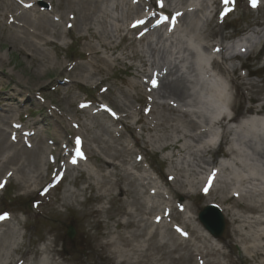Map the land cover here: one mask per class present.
Segmentation results:
<instances>
[{
  "label": "rangeland",
  "instance_id": "obj_1",
  "mask_svg": "<svg viewBox=\"0 0 264 264\" xmlns=\"http://www.w3.org/2000/svg\"><path fill=\"white\" fill-rule=\"evenodd\" d=\"M131 1L137 4V0ZM156 1L170 14V17L164 22L166 25L157 33L142 40L136 33L127 32L126 28L132 22L143 21L149 13L153 12V8L149 4L150 0H142L149 6L139 5L135 12H132L134 8H129L128 0H109L106 5L105 23L102 27L100 25L95 27L97 30H104L103 39L116 48L114 51L99 48L100 56L107 59V66H103L100 73L92 76H85V74L83 77L75 79H68L65 74L52 70L51 66L56 60L65 62L70 60L74 63L88 65L86 60L89 57L86 58L85 55L88 48L87 42L89 41L92 46L98 45L96 38H89L85 29L73 28L67 34L66 27L63 25L59 27L61 33L58 36L47 34L38 40L34 36H25L21 31L26 27L22 25V21L14 18L9 23L0 21V116H8L6 117L8 121H0V131L10 135L8 140L10 143H13L12 140L21 138L14 141L17 142L15 147L22 144L30 146L27 140L28 134H26L30 129H24L22 126L24 122L31 124L37 120V125H32L34 130L30 131H43L50 138L56 136L58 140L54 144L70 142V147L64 148L62 151L68 163L76 157L73 155L72 147L76 148L73 139L75 135L92 136L95 132L94 128L85 129L83 123L92 127L89 113L95 109L94 102L97 101L104 107V109H98V115L109 125V130L102 132L101 137L113 145L110 154L121 148H130L133 153L124 167L132 171L134 176H138L139 179L142 175L148 174L151 177L148 186L153 192L166 191L162 175H167L170 178L168 172L173 164L177 168L183 169L181 178L185 182L190 179L196 181L199 178L205 180L207 177L205 185L203 182L198 183L200 190L198 192L189 188L188 185H184L186 190L188 188L190 190L188 196L175 197L174 202H180L182 205L184 220L187 221L189 218L188 222L191 226L208 237L197 214L204 205L209 203L217 207L222 204L220 206L229 208L230 213L234 212L238 217L249 220L254 216L264 215V212L254 214L243 210L244 204L250 200L246 196H232V194L240 192L244 195L251 193L255 194L254 196L257 198H264V194L259 193L264 189L263 181L247 180L240 184L233 180L236 175L247 177L250 173L248 166L245 169L234 163V160L238 158L264 173V158L254 155L249 149L251 144L258 151L264 152V132L251 133L238 126L245 118L256 120L259 117H264V111L258 112L259 114L255 113L262 102L249 99L251 96L260 95L256 90L264 80V0H256L258 7L252 0H228L225 5L230 9V12L219 14H215L214 0ZM55 3L56 0H54ZM38 4L44 8L50 7L49 3L45 1H40ZM19 6L23 9L20 4ZM156 17L157 14L152 16L151 21H155ZM192 21L194 22L193 28L189 25ZM209 28L212 31L218 30L223 38L220 37V34L214 37L208 34ZM24 30L32 33L33 27H26ZM140 30L143 32L144 27ZM245 36H250V40L244 42L243 46L233 44L236 39ZM46 40L50 43H45ZM211 43H215L216 48L205 45ZM220 46L223 47L222 51L219 49ZM30 53L35 54L39 59L43 55L48 56L49 62L46 63L41 59L46 65H39L29 57ZM200 54L207 55L209 59L216 58L221 61L220 64L225 72H219L218 69L211 68L209 65H199ZM221 55H224L226 59L222 61ZM139 56L146 60V72L138 76L139 70L144 68ZM115 57L119 59V62L114 60ZM169 70L171 71L168 73ZM232 70H235V73H232ZM163 76H168V80H172L176 76L185 77L189 88V97L186 101H174L155 93L154 86ZM231 78L240 82L242 96L235 93L234 85L232 86L230 82ZM223 79L226 82L229 80L230 86L227 92L231 96L230 104L224 109L217 106V101H209L212 89L219 87ZM100 80L102 81L100 82ZM135 83L137 87H132ZM250 84H254L256 87L250 88ZM120 88L127 93L125 97L121 96ZM10 94V98L15 99L6 103V97ZM112 94L124 102L130 112H132L129 109L130 106H141L142 108L152 107L157 113H163L162 105L166 104L175 108L178 115L181 112H187L192 119L203 126L206 122L205 118L210 119L212 123L207 126V129L211 138H215V135L222 131L215 125V120L221 115L232 117L233 121L228 124L231 133L224 132V137L222 139L219 137V143L218 141L208 142L211 145L207 153H203L207 140L196 141L184 138L182 142L186 145L185 149L175 153L174 160L171 161L167 158L170 151L158 148L159 143L156 141L153 143L151 139H153L152 135L154 138L162 137L165 132L174 138L178 133H175L172 127L165 132L141 130L142 124L134 123L139 116L132 113L127 122L133 126L134 136L138 140V144L134 146L129 132L123 125L111 122V118L119 114L109 103ZM138 95H143L147 100L145 102L137 100ZM25 98L28 99L25 100ZM73 98L77 100L73 101ZM8 100L10 99L8 98ZM58 108H63L66 112L71 123L69 126L63 124V120L57 117ZM150 117V115L146 118L143 117V124L148 123ZM245 125L250 127L249 124ZM18 127L22 129L17 130ZM179 127L183 130L181 126ZM65 134L68 135V138L64 137ZM118 134H121L119 141H113L115 140L113 137ZM238 134L244 135L245 145L238 141ZM217 139L218 137H216ZM85 140L93 152H100L98 147L100 145L96 140L87 138ZM24 146L23 148L26 147ZM230 146L237 148L241 155H229L228 148ZM89 152L88 150L87 155H90ZM202 154L212 160V163L206 165L209 169L208 173L196 164ZM9 155H12V151L10 148H6L0 158ZM18 155L20 160L25 157L20 151ZM48 155L49 148H46L41 155L40 172L41 175H44L43 178H46L47 172H51V169L50 172L46 171ZM114 161L118 162L117 159ZM133 161L139 162L140 170L134 168ZM223 161L228 165L226 168L220 166ZM13 162L8 164L10 176L4 174L0 177V217L15 215L13 219L9 220V228L0 226V264H8L12 259H19L24 252L26 256L21 264H52L45 253L35 254L37 249H42L48 243H53L56 249H54V258L58 261L62 260L59 255L63 258L59 264H118V261L123 259L120 257L115 260L108 259L106 254L109 251L103 249L104 247L100 243L115 237L117 219L121 221L127 219L125 215L118 214L120 203L116 200V196L118 195L125 202H129L128 208H135L137 205L131 202L132 197L119 194L115 188L111 189L112 199L109 197L95 198L99 191L94 188H86L87 181L83 179V176L86 177L88 172L92 174L91 180L95 184L103 181L97 168V159L84 158L82 164L76 165L78 169L74 168L70 173L67 172L63 180L57 181V177L50 179L48 189L52 192L40 196L33 192L37 188L34 184L30 185L31 193L23 189L22 183L25 182L21 175L14 170ZM210 170L214 171L212 176L208 175L211 173ZM108 171L109 177L106 180V185L115 180L112 174V171L115 170L109 168ZM193 171L198 173L192 174ZM130 178L133 179V177ZM216 178L219 179L217 182ZM223 181L230 183L227 191L223 193L226 196L230 195L228 203L218 200L215 203L207 202L211 197L209 191L224 187ZM136 183L135 185H137ZM137 188L140 191L144 190L141 186H137ZM69 191H72L74 195L69 194ZM221 194L222 192L219 191V195ZM147 196V193H143L142 200ZM153 199L160 203V206L163 204L162 199L157 196ZM35 201H40V204L35 205ZM37 210L40 212L36 213ZM210 212L214 215L215 211L210 210ZM221 215L224 219L222 235L219 238H214L215 240L208 239L210 240L209 244L222 252H231L236 261L240 260V264H257L251 255L244 251L245 244L237 240L226 245V240L230 241V237L227 235L230 222L223 212ZM170 223L179 225L173 219H170ZM70 225L74 229L72 237L67 235V228ZM163 231L164 227L158 239L168 241L169 233L163 234ZM106 232L111 233L109 238V234ZM183 233L187 232L183 230ZM180 252L182 250L171 255L176 257ZM220 259L224 261L221 257ZM167 264H184V261H167Z\"/></svg>",
  "mask_w": 264,
  "mask_h": 264
},
{
  "label": "bare ground",
  "instance_id": "obj_2",
  "mask_svg": "<svg viewBox=\"0 0 264 264\" xmlns=\"http://www.w3.org/2000/svg\"><path fill=\"white\" fill-rule=\"evenodd\" d=\"M40 1H45L49 3V8H44L39 6ZM109 0H56L54 4V0H0V21H7L9 23L10 20H19L22 21L24 26L33 27L32 33L29 31L21 30L25 36L30 35L36 37L38 40H41L44 35H54L58 36L61 31L59 27L65 26V32L68 34L73 28L85 29L88 32L89 38H96L98 46L90 45L89 41L87 42L88 48L85 52L86 58L89 57L86 61L88 65L74 63L73 61H61L56 60L55 63L51 66L52 70H56L60 74L63 73L67 76L68 79H75L80 76H92L96 73H100L102 71L103 66H107V59L102 58L100 56L99 48H104L109 51H114L116 46L110 45L103 39L102 35L105 34L104 30H97L95 27L103 26L106 19V5ZM138 1H140L138 3ZM254 5L258 7V3L256 0H252ZM22 2V3H20ZM228 0H214L213 3L215 5V14L219 13H229L230 9H228L225 3ZM129 8H134L132 12L137 11L139 5H148L142 2V0H137V4H134L131 0H128ZM19 4L23 7L20 8ZM150 6L153 8L154 13L158 10L163 11L164 8L159 6L156 0H150ZM149 6V5H148ZM14 18V19H13ZM57 20V21H55ZM151 14L147 15L143 22L141 23H131L127 26V32L137 34L140 39L145 40L148 36L155 34L159 31V29L165 26L164 23L160 24L158 27H152L150 24ZM189 25L191 28L194 26V22L192 21ZM8 26V25H7ZM142 27L147 30H140ZM211 30V31H210ZM15 34V32H12ZM208 34L213 37L220 34V37L223 38L221 33H218V30L214 29L212 31L211 28L208 29ZM162 37V35H160ZM19 37V36H17ZM250 40V36L241 37L236 44L242 42H248ZM45 43H50L48 40ZM207 47L216 48L215 43L205 44ZM233 45V44H232ZM235 45V44H234ZM220 51L223 50V47L220 46ZM26 56V55H25ZM28 57V56H27ZM32 60H34L39 65H46L49 62V57L41 56L44 62L36 57L35 54L30 53L29 56ZM226 57L221 55V60H225ZM116 62H119L117 57L114 58ZM139 60L144 66L143 69L139 70V75H143L146 72L145 65L146 60L143 57L139 56ZM199 65L207 66L209 65L211 68L218 69L219 72H225L224 68L221 66L218 59L213 58L209 59L207 55H199L198 59ZM130 67V66H127ZM171 70L168 71V73ZM232 73H235V70H232ZM228 75L229 72H228ZM168 76H163L159 78V81L156 86H154L155 93L159 96L170 98L174 101H186L189 97L188 92V84L183 76H176L175 78L167 79ZM239 78V76H237ZM103 80V79H102ZM100 80V82L102 81ZM236 79L231 78V85H234L235 93L237 95L242 96V88L240 82H236ZM99 82V83H100ZM137 87V84H133L132 87ZM227 86H230L229 80L226 82L224 79L222 83H220L219 87H214L212 92L210 93L209 101H217V106L219 108L227 107L231 102V96L229 93L225 92ZM250 88L256 87L254 84L249 85ZM257 93L258 96H251L249 99L252 101H261V105L258 109H256L255 113L264 111V80L262 83L258 85ZM122 97H125L127 93L121 88L119 89ZM11 94L6 97V103L8 101H14L15 98H10ZM106 97V96H105ZM8 98L10 100H8ZM13 99V100H12ZM28 98H25L27 100ZM73 101L77 100L76 98L72 99ZM110 105L119 112L118 115H114L111 118V122L113 124H122L123 127L129 132L133 145L136 146L138 144V140L134 136V128L130 126L127 122V119L131 116L132 113H136L139 117L134 121L135 124L140 123L141 130L148 132H155L157 130H161L162 132L167 131L170 127L175 133H178L176 137L172 138L167 132L162 134V137L158 136L153 139L152 142L156 141L159 143L158 148L163 150H169L167 158L171 161L174 160L175 153L181 152L185 149L186 145L183 144L182 140L184 138L193 139V140H207V145L204 147V152L207 153L210 150V145L208 142H214L216 137H224V132H230L231 129L228 128V124L233 121L232 117H227L225 115L219 116L215 120V125L222 129L221 133H217L215 138H211L210 132L207 129V126L212 123L210 119L205 118L204 126L201 125L196 120L192 119L187 112H181L180 115L176 113V109L172 106L163 104V113L154 111L152 107H144L141 106L133 107L130 106L132 112H130L124 102L118 100L115 94L109 98ZM137 100L145 102L147 99L142 95L137 96ZM92 101V100H91ZM95 103V109L91 113H89L92 127L88 126V124L83 123L85 129L91 130V128L95 129L92 136H82L76 134L74 139V144L76 146V151L80 153V155H76L77 160L76 163H67L65 160V156L62 151L68 149L70 147V142L67 141L64 144H54L58 138L56 136H51V138L46 135L43 131H30L34 130L33 126L37 125V120L33 123H23V128H29L30 130L26 132L28 134V141L30 146L22 145L15 147L14 141H18L20 139L12 140L14 143H10L8 140L10 139V135H6L3 131H0V155L4 149L10 148L12 151V155H9L5 158H0V177L4 174L10 176L8 171V164L11 161H14L12 164L15 167V171H17L22 180L25 183H22V187L28 193H31L32 189H30V185H36V190L33 191L40 195H48L52 191L48 189V184L50 179L54 177H58L63 180L66 177L67 172H71L72 169L77 168L76 165L82 164V159L86 158H95L97 159V168L101 173L103 181L101 183L95 184L92 182V174L90 172L87 173V176L83 179L87 181L86 188H94L97 191V195L95 198H103L109 197L112 199L111 189L115 188L117 192L124 196L132 197L131 202L136 204L137 207L128 208L130 205L129 202H125L122 197L116 196V200L120 203V208L118 209V214L125 215L127 219L125 221H121L119 219L116 220L115 228L117 229L115 232V237H111V233H108V238L103 243H100L103 249H108L109 253L106 254L108 259L115 260L120 257L123 258L118 261V264H167V261L175 262L178 260H183L184 264H240L233 257L231 252H222L218 248L214 247L212 244H209L208 239H214V237L207 231V236H204L199 230L195 227H192L189 221V218L184 220L181 204L180 202H174V198L178 196L187 197L189 193V188H193L196 192L200 191L198 187V183L203 182V185L207 182V177L204 180L203 178H199V180H187L185 182L181 177L183 176V169L177 168L175 164L170 167V172H168L170 178L167 175H162L163 184L166 188L165 192H153L148 184L150 185L151 177L148 174L142 175L139 179L138 176H134L133 172L124 167V164L128 163V158L132 155L133 151L129 148H121L119 151H115V153L110 154V149L113 148V145L109 143L108 140H105L101 137L102 132H107L109 130V125L106 124V120H102L100 115H98V109H104L100 103L97 101ZM15 106V104H14ZM81 110V109H79ZM78 110V111H79ZM57 117L62 119L63 124L69 126L70 120L64 111L63 108H58ZM82 111V110H81ZM167 111V112H166ZM88 115V116H89ZM150 115V119L148 123L143 124V117H147ZM175 115V116H171ZM5 115L0 116V121H5ZM36 123V124H35ZM245 124H249L250 127H247ZM181 126L183 130L180 129ZM240 128H245L251 133L255 132H264V119L260 122V120H251L250 123L240 122L238 125ZM22 128H17V130H21ZM46 130V128H45ZM101 133V134H100ZM180 133V134H179ZM121 134L113 137L115 140L119 141ZM244 135L238 134V141L245 145ZM65 138H68V135L65 134ZM208 137V139H207ZM253 137V136H252ZM96 140L100 145L99 153H95L91 150L88 145L87 140ZM79 141V143L77 142ZM163 141V142H160ZM223 141V140H222ZM153 142V143H154ZM53 144V145H52ZM248 144V143H247ZM52 145V146H50ZM249 145V144H248ZM47 146V147H46ZM74 148V146H72ZM49 148L48 161L46 164V171L51 169V172H47L46 178H43L44 175H41L40 165L42 162V154L45 149ZM250 151L261 158H264V152L258 151L254 145H249ZM88 150L90 151V155H87ZM22 152L25 157L23 160L19 159L18 152ZM228 154H240L237 148L230 146L228 148ZM75 156V152H74ZM119 162H115L116 160ZM20 160V161H19ZM212 163L210 158H206L205 154L200 155L199 159L196 161L197 166H201L203 171L208 173L209 169L206 165ZM234 163L243 168L249 167V176L241 177L240 175H236L233 177V180L242 184L247 180H260L264 182V173L260 170H257L252 165L246 164L243 159L238 158L234 160ZM133 166L136 170H140L141 167L138 161H133ZM222 168H226L228 165L225 162L220 163ZM109 168L115 170L112 171L115 180L111 182L109 185H106V180L109 177ZM209 176H212L214 171L210 170ZM198 172L193 171L192 174H197ZM61 175V176H60ZM130 177H133L131 179ZM160 177V176H159ZM161 178V177H160ZM142 179V180H141ZM126 182H125V181ZM216 178V182H217ZM232 180V181H233ZM75 183V180L73 181ZM137 182V183H136ZM225 186L222 188L211 189L209 193L211 197H209L207 202L220 201L222 203H228L230 199V195L226 196L223 193L227 191L229 188V184L226 181H223ZM135 183L137 185H135ZM133 187H129V186ZM184 185H188L189 188L186 190ZM137 186H141L144 190H139ZM222 192L219 195V191ZM234 190V189H233ZM235 189L234 191H236ZM143 193H147V198L142 200ZM260 194H264V189L259 191ZM69 194L74 195L72 191H69ZM237 195L238 197L249 198V202L244 204L243 210L252 212L254 214H259L264 212V198H257L254 196L255 194H243L238 193L232 194L233 197ZM243 195V196H242ZM158 197L162 199L163 204L157 203L153 199V197ZM213 200V201H212ZM110 201V200H109ZM40 201H35V205H39ZM222 205V204H220ZM218 207L221 209L223 214L228 218L230 222V226L228 228L227 235L230 237V241L226 240V245L232 241H240L242 244H245L246 247L244 251L249 253L254 262L257 264H264V215L254 216L249 219L240 218L234 212H229V208L223 206ZM235 205V204H234ZM235 206H240L236 204ZM40 212L37 210L36 213ZM15 217L14 214L11 216H3V219H0V226L10 227L9 220ZM170 219H173L179 224L172 225L170 223ZM164 227V233H169V240H159L158 237L162 233V228ZM125 230V231H123ZM183 230L187 233L184 234ZM209 233V234H208ZM215 240V239H214ZM7 239L5 240V243ZM4 244V242H3ZM167 248V249H166ZM54 245L53 243L45 244L42 249H37L35 254H43L47 255L48 260L52 264H59V261H62L63 258L61 255L59 257L62 259L59 261L54 258ZM56 250V249H55ZM178 256H172L171 254L174 252H178ZM26 253H22L19 259H12L8 264H21L23 259L25 258ZM220 257L224 260L222 261Z\"/></svg>",
  "mask_w": 264,
  "mask_h": 264
},
{
  "label": "water",
  "instance_id": "obj_3",
  "mask_svg": "<svg viewBox=\"0 0 264 264\" xmlns=\"http://www.w3.org/2000/svg\"><path fill=\"white\" fill-rule=\"evenodd\" d=\"M209 206L205 207L200 213L199 218L202 221V223L207 227V229L215 236L219 237L221 236V233L224 228V222L219 213H217L214 217L210 213H207L209 210ZM73 229L72 227H69L68 234L69 236H72Z\"/></svg>",
  "mask_w": 264,
  "mask_h": 264
},
{
  "label": "snow or ice",
  "instance_id": "obj_4",
  "mask_svg": "<svg viewBox=\"0 0 264 264\" xmlns=\"http://www.w3.org/2000/svg\"><path fill=\"white\" fill-rule=\"evenodd\" d=\"M153 83L155 84V81H153ZM79 143V141H77ZM0 219H3V217H0Z\"/></svg>",
  "mask_w": 264,
  "mask_h": 264
}]
</instances>
